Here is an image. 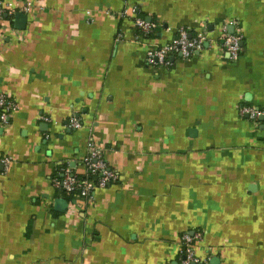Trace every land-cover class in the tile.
Listing matches in <instances>:
<instances>
[{
    "label": "crops",
    "instance_id": "obj_1",
    "mask_svg": "<svg viewBox=\"0 0 264 264\" xmlns=\"http://www.w3.org/2000/svg\"><path fill=\"white\" fill-rule=\"evenodd\" d=\"M0 1L31 5L0 23V264H183L185 233L205 264H264V115L241 114L264 112V0ZM136 17L159 27L137 41ZM180 31L212 41L149 65ZM89 141L119 176L92 203L52 186Z\"/></svg>",
    "mask_w": 264,
    "mask_h": 264
},
{
    "label": "built area",
    "instance_id": "obj_2",
    "mask_svg": "<svg viewBox=\"0 0 264 264\" xmlns=\"http://www.w3.org/2000/svg\"><path fill=\"white\" fill-rule=\"evenodd\" d=\"M22 3V2H21ZM31 5L29 3L14 5H4L0 1V23L4 18L12 17L15 13H29ZM90 14L89 12L87 13ZM126 12L121 16H125ZM135 28L137 35L135 39H147L152 36L158 29L157 23L147 21L142 17H136ZM222 41L223 51L228 55L231 61H236L242 51L241 42L242 35L238 31L234 34H227L225 30L219 36ZM212 41L207 34L198 33L195 36H190L185 31L178 32L176 38L169 44L164 46L153 47L147 54V63L153 67H167L170 66L169 57L178 54L184 59L191 57L193 54L200 52L205 43ZM15 104L11 99L4 94H0V124L7 126L9 118L15 111ZM241 114L248 116L251 120H256L259 116L264 115L253 107H242ZM48 120V119H47ZM80 123L76 120L71 121L70 128L79 129ZM7 163V160L3 161ZM83 166L86 171V176L82 177L74 174L69 168L63 167L58 175L52 179V186L64 192L66 195L74 196L75 199L93 202V193L97 189H104L107 186L118 181V174L115 170L108 166L105 161L103 150L98 147L93 141L88 143V156L83 161ZM202 238L201 233H185L181 237L183 244L182 254L184 257L183 264H205V260L196 256L194 252V244L199 242Z\"/></svg>",
    "mask_w": 264,
    "mask_h": 264
},
{
    "label": "water",
    "instance_id": "obj_3",
    "mask_svg": "<svg viewBox=\"0 0 264 264\" xmlns=\"http://www.w3.org/2000/svg\"><path fill=\"white\" fill-rule=\"evenodd\" d=\"M4 17H7L6 15H4ZM27 22V16L24 15L21 12H17L14 14V19H13V23L15 25V28L18 30H23L25 29V24ZM207 45V43H205V46ZM263 118H261L262 120ZM66 207V202L64 200H56L54 202V208L58 209L59 211H63V209ZM209 264H219V260L217 258H213L210 260Z\"/></svg>",
    "mask_w": 264,
    "mask_h": 264
},
{
    "label": "trees",
    "instance_id": "obj_4",
    "mask_svg": "<svg viewBox=\"0 0 264 264\" xmlns=\"http://www.w3.org/2000/svg\"><path fill=\"white\" fill-rule=\"evenodd\" d=\"M64 193V192H63ZM65 194V193H64ZM66 195V194H65ZM72 197H74V196H72Z\"/></svg>",
    "mask_w": 264,
    "mask_h": 264
}]
</instances>
